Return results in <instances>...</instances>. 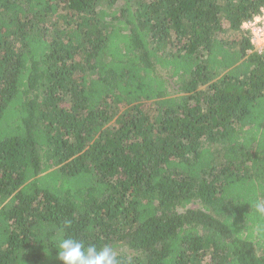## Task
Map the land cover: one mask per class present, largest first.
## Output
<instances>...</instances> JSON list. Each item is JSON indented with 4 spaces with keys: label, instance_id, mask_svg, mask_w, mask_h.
Masks as SVG:
<instances>
[{
    "label": "trees",
    "instance_id": "obj_1",
    "mask_svg": "<svg viewBox=\"0 0 264 264\" xmlns=\"http://www.w3.org/2000/svg\"><path fill=\"white\" fill-rule=\"evenodd\" d=\"M264 0H0V264H264Z\"/></svg>",
    "mask_w": 264,
    "mask_h": 264
},
{
    "label": "clouds",
    "instance_id": "obj_2",
    "mask_svg": "<svg viewBox=\"0 0 264 264\" xmlns=\"http://www.w3.org/2000/svg\"><path fill=\"white\" fill-rule=\"evenodd\" d=\"M249 205L256 214L264 216V198L258 197ZM54 248L58 250V259L62 264H121L112 247L105 245L98 248L71 236L61 238Z\"/></svg>",
    "mask_w": 264,
    "mask_h": 264
},
{
    "label": "built area",
    "instance_id": "obj_3",
    "mask_svg": "<svg viewBox=\"0 0 264 264\" xmlns=\"http://www.w3.org/2000/svg\"><path fill=\"white\" fill-rule=\"evenodd\" d=\"M244 28L251 33V43L254 49L264 51V7L252 19L244 23Z\"/></svg>",
    "mask_w": 264,
    "mask_h": 264
}]
</instances>
